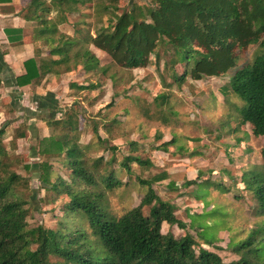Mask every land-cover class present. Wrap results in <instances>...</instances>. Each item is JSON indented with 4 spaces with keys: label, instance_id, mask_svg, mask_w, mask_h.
Returning <instances> with one entry per match:
<instances>
[{
    "label": "trees",
    "instance_id": "16d2710c",
    "mask_svg": "<svg viewBox=\"0 0 264 264\" xmlns=\"http://www.w3.org/2000/svg\"><path fill=\"white\" fill-rule=\"evenodd\" d=\"M93 2L30 0L26 4L22 17L29 24L33 56L23 61L25 71L15 78L17 86L29 87L33 92L38 86L73 72L82 73L84 80L99 68L92 47L103 51L110 63L127 70L147 69L154 57L153 70L163 87L179 86L189 78H220L235 68L218 89L221 100L234 104L228 93L239 99L241 106L234 104L237 124H249L254 136H264V53H256L241 67L236 65L239 53L247 46L264 47V0H133L124 6L120 5L122 0H105L106 4L97 11L103 12L107 20L101 23L103 17H98L96 29L90 19ZM52 8L66 19L67 15L76 17L72 23L74 35L67 36L50 23ZM158 41L163 44V54L156 51ZM82 80L69 87L81 91L93 87ZM167 113L172 115L171 110ZM79 117L80 111L73 107L65 117L44 118L48 135L35 141L39 154L50 157V162H60L69 172L67 182L48 165V178L43 179V187L52 191L43 202L55 205L62 196L68 199L61 203L56 228L44 223L35 227L29 224L33 191L24 177L12 169L14 161L2 138L6 125L0 127V264H257L243 253L224 262L212 251L191 249L193 240L186 223L178 220L175 206L158 196L152 187L153 182L163 179L165 171L146 179L138 177L143 190L138 204L118 217L107 214L100 204L102 192L90 188L100 185L113 190L124 183L112 168L114 155L104 166L101 157L88 159L79 144ZM113 123L103 127L110 139L116 136L112 129L119 127ZM21 126L25 129L24 124ZM21 126L14 130L15 138L24 135ZM93 129L98 131L96 125ZM133 160L141 166L147 164L138 155L130 154L121 165L129 171ZM94 174H98L99 183ZM52 175L54 182L50 181ZM250 176L253 213L262 218L264 169ZM168 183L170 189L174 188L175 183ZM22 185L28 190L27 195ZM164 223L177 225L183 234L163 231ZM249 244L246 239L233 250Z\"/></svg>",
    "mask_w": 264,
    "mask_h": 264
},
{
    "label": "rangeland",
    "instance_id": "374dc122",
    "mask_svg": "<svg viewBox=\"0 0 264 264\" xmlns=\"http://www.w3.org/2000/svg\"><path fill=\"white\" fill-rule=\"evenodd\" d=\"M129 1L133 0H122L120 5ZM105 4V0H94L90 9L95 29L99 25L95 22L98 17H103L101 23L107 20L103 12L97 11ZM62 14L52 8L50 23L65 35H74L72 23L76 17L67 15L66 19ZM92 50L99 68L87 74L84 80L80 72L64 74L58 80L40 86V94H37L40 99L36 97L33 102L35 90H28L26 95L24 90L12 95L7 90H0V127L6 125L3 142L14 161L12 169L24 177L29 190L33 191L30 196L32 215L28 219L31 227L44 223L56 228L62 213L61 203L68 201L62 196L55 205L46 200L43 202L52 194L43 187V179L48 178V167L51 166L52 171L67 182L69 172L60 162H50V157L39 154L35 141L49 132L42 121L53 116L57 119L65 117L67 110L76 107L80 111L79 144L84 147L88 159L94 161L101 157L104 166L114 155L116 161L112 168L115 176L124 183L113 190L100 185L90 188L93 192H102L100 204L107 214L118 217L125 209L138 204L143 193L138 177L146 179L165 171L163 179L153 182L152 187L158 196L175 206L178 220L186 223L193 240L191 249L212 251L224 262L243 253L251 262L264 264V217L254 215L252 190L248 186L250 175L264 169V136H254L249 124H237L234 104L241 106L242 102L228 93L234 104L226 103L218 91L235 68L220 78H189L179 86L163 87L153 70L154 57L150 58L147 69L127 70L110 63L103 51L94 47ZM156 51L163 54L160 41ZM256 53H264V47L247 46L238 55L237 67L250 62ZM81 80L93 87L84 91L69 87L70 83ZM18 93L25 95L24 103ZM168 110L172 115L167 113ZM112 122L119 127L112 129L111 133L116 136L110 139L103 127ZM20 126L24 135L15 138L13 132ZM134 142L137 146L132 144ZM130 154L138 155L147 164L141 166L133 160L129 164L130 170H126L121 163ZM88 168L93 170L90 164ZM94 177L99 183L98 174ZM53 180L52 175L50 181ZM190 180H194L193 183L183 187ZM168 182L175 183L174 188L170 189ZM21 189L28 194L24 185ZM144 212L147 213L146 208ZM162 230L175 235L184 232L177 225L165 223ZM256 230L260 233L254 234ZM246 239H249V245L233 250Z\"/></svg>",
    "mask_w": 264,
    "mask_h": 264
},
{
    "label": "crops",
    "instance_id": "0c3cea01",
    "mask_svg": "<svg viewBox=\"0 0 264 264\" xmlns=\"http://www.w3.org/2000/svg\"><path fill=\"white\" fill-rule=\"evenodd\" d=\"M29 1L0 0V90L9 91L10 95L18 90H24L26 95L27 91L30 90L29 87H19L15 84V78L25 71L23 61L33 56L29 24L22 17L24 7ZM37 63H39L38 60ZM41 87L38 86L35 89L34 94L36 96L33 95L32 102L36 97L40 99V96L37 94H40L39 89ZM25 95L19 94V97H22L23 103ZM11 105L16 108V104L14 105L13 102H11ZM42 123L44 122L42 121ZM47 134V132L43 133V136H47Z\"/></svg>",
    "mask_w": 264,
    "mask_h": 264
}]
</instances>
